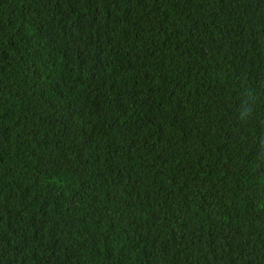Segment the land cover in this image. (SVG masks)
<instances>
[{"label": "trees", "instance_id": "1", "mask_svg": "<svg viewBox=\"0 0 264 264\" xmlns=\"http://www.w3.org/2000/svg\"><path fill=\"white\" fill-rule=\"evenodd\" d=\"M0 264H264V0H0Z\"/></svg>", "mask_w": 264, "mask_h": 264}]
</instances>
